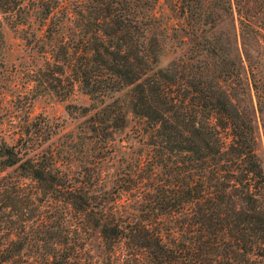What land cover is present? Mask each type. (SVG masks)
Listing matches in <instances>:
<instances>
[{"label":"trees","instance_id":"16d2710c","mask_svg":"<svg viewBox=\"0 0 264 264\" xmlns=\"http://www.w3.org/2000/svg\"><path fill=\"white\" fill-rule=\"evenodd\" d=\"M157 1L0 0L4 22L41 57L33 88L63 98L79 84L99 102L80 108L94 110L79 126L91 131L79 141L88 163L80 170L47 142L56 133L47 122L1 137L0 172L15 176L0 175V264H90L73 222L50 224V207L98 228L111 264H264V170L233 31L160 66ZM201 1L180 6L188 22H209ZM236 10L244 34L250 19ZM245 58L262 110L264 82ZM124 88L125 100L114 97ZM128 112L140 119L143 148L109 182L103 164Z\"/></svg>","mask_w":264,"mask_h":264},{"label":"rangeland","instance_id":"374dc122","mask_svg":"<svg viewBox=\"0 0 264 264\" xmlns=\"http://www.w3.org/2000/svg\"><path fill=\"white\" fill-rule=\"evenodd\" d=\"M63 4H71L84 0H60ZM192 3V0H158L155 5L157 31L160 34V54L158 65L164 66L173 59L193 54L200 44L198 41L205 37L212 38L222 32L233 31L231 50L240 71L246 90L247 112L250 115L256 137V151L261 158L264 170V108L259 109L251 75L248 72L245 52L251 55L253 63H256V77L264 82V0H231L233 13L227 12L225 0H202L201 5L206 11L203 19L187 21L186 12L181 11L182 4ZM237 7L250 19V26L242 34L239 26ZM198 11V8H193ZM231 22L234 29L231 30ZM0 139L4 135H17L27 123L40 121L47 122L51 131H55L51 140H57L62 152L70 158L72 169L80 170L87 162L83 161L84 154L79 141L84 138L86 142L91 131L79 126L85 124L86 118L93 113L90 110L83 114L80 108L84 106L99 105L84 92L79 84H76L72 92L66 97H58L52 92H37L30 81V68L41 62V57L19 37L18 32L7 25L0 14ZM236 32V34H235ZM236 37H235V35ZM223 35V34H222ZM128 88L114 93V97L127 98ZM112 99L107 98L106 102ZM75 105L73 111H69L67 105ZM140 119L130 112L126 114V125L116 131L113 151L109 152V158L103 166L107 170V180L112 182L122 165L128 163L129 157L135 155L143 146L139 142V136L134 126ZM44 125V124H42ZM49 131V130H48ZM46 132V131H45ZM44 132V134H45ZM54 133V132H53ZM78 136V137H77ZM87 136V138H85ZM123 162V163H122ZM9 173L15 176L12 168L0 172V175ZM29 183V179L24 180ZM112 184V183H111ZM29 186V185H27ZM114 189V188H113ZM131 197V196H130ZM128 202L130 200H127ZM126 202V203H128ZM48 208V207H47ZM49 209V210H48ZM46 215L52 213L51 219L62 224L70 219L75 230L74 241L84 246L83 255L90 264H111L102 248L101 235L98 228L94 227L87 219H82L75 211L66 213L61 208L50 207ZM65 220V221H64Z\"/></svg>","mask_w":264,"mask_h":264}]
</instances>
